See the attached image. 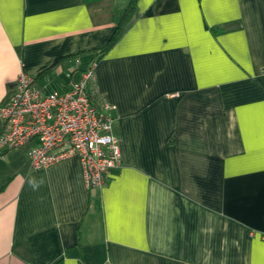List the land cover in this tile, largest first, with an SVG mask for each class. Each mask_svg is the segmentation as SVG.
I'll return each mask as SVG.
<instances>
[{
  "label": "crops",
  "instance_id": "0c3cea01",
  "mask_svg": "<svg viewBox=\"0 0 264 264\" xmlns=\"http://www.w3.org/2000/svg\"><path fill=\"white\" fill-rule=\"evenodd\" d=\"M128 2L0 0V106L93 60L120 148L93 188L77 156L5 151L0 264H264V0H135L93 49Z\"/></svg>",
  "mask_w": 264,
  "mask_h": 264
},
{
  "label": "built area",
  "instance_id": "2783aa9c",
  "mask_svg": "<svg viewBox=\"0 0 264 264\" xmlns=\"http://www.w3.org/2000/svg\"><path fill=\"white\" fill-rule=\"evenodd\" d=\"M94 66L90 61L64 90L46 91L20 72L9 100L0 106V156L36 140L27 150L30 168L77 156L85 184L103 186L109 169L120 163V148L106 113L111 105L93 97Z\"/></svg>",
  "mask_w": 264,
  "mask_h": 264
},
{
  "label": "trees",
  "instance_id": "16d2710c",
  "mask_svg": "<svg viewBox=\"0 0 264 264\" xmlns=\"http://www.w3.org/2000/svg\"><path fill=\"white\" fill-rule=\"evenodd\" d=\"M135 0H129L128 5L126 6L120 20L116 23L113 33L111 34L110 38L103 44L98 45L96 47H94L93 49H98L99 52H103L105 50H107L117 39L123 24L128 20V18L130 17V15L132 14V10H133V4H134ZM78 53H75L71 56H76ZM96 96H98L97 94H95L93 97L96 98ZM59 262L56 261L53 264H57Z\"/></svg>",
  "mask_w": 264,
  "mask_h": 264
}]
</instances>
